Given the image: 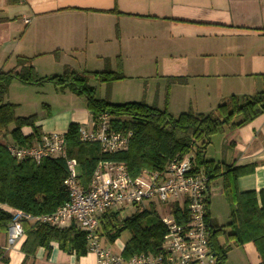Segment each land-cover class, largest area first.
<instances>
[{
	"label": "crops",
	"instance_id": "obj_1",
	"mask_svg": "<svg viewBox=\"0 0 264 264\" xmlns=\"http://www.w3.org/2000/svg\"><path fill=\"white\" fill-rule=\"evenodd\" d=\"M18 57L31 59L41 77L53 76L54 67L59 68L57 72L69 66L77 72L97 73L120 68L126 79L110 86L102 84L107 94L98 99L114 104L145 102L160 110L167 106L175 117L187 111L176 113L174 108L209 114L230 96H252L243 93L251 85L244 79H255L252 85L262 80L259 92L264 91V0H0V70H15ZM168 77H186L187 84L168 88ZM133 78L138 81L136 88L123 91V98L132 101L117 103L118 87ZM210 78L236 80L230 84L217 80L211 86L206 84ZM28 87L45 89L13 81L5 102L17 106V117H39L36 126L41 140L54 132L66 133L71 124L91 123L85 99L71 88L58 94L60 105L48 104L55 111L44 117L34 98L39 90L31 97L16 94L27 93ZM61 102L71 109L60 110ZM27 104L36 111L23 113ZM219 133L223 136L217 144L213 137ZM219 133L211 138L204 157L237 167L255 164L253 174L238 179V190H263L264 115L239 129L225 126ZM22 134L32 136L33 129L24 127ZM8 139L11 143L7 144L15 145L10 136ZM213 183L219 188L210 190L211 223L227 226L233 206L221 192L222 180ZM217 196L226 197L223 214L216 206ZM25 240L26 234L9 246L7 234H0V251L8 264H96L93 253L77 258L56 243L50 251L39 248L26 259L21 251ZM113 244L121 252L125 247L119 239ZM227 264H261V258L250 242L233 246Z\"/></svg>",
	"mask_w": 264,
	"mask_h": 264
},
{
	"label": "trees",
	"instance_id": "obj_2",
	"mask_svg": "<svg viewBox=\"0 0 264 264\" xmlns=\"http://www.w3.org/2000/svg\"><path fill=\"white\" fill-rule=\"evenodd\" d=\"M19 1L13 0V3ZM92 79L110 86L126 77L120 68L115 72L106 69L97 73L77 72L68 67L62 75L41 77L31 59L21 57L17 58L15 70H0V234H7L12 223L11 209L40 216L55 212L69 200L65 184L68 178L67 160L77 161L78 177L83 186H88L99 163L103 161L125 162L130 175L137 177L142 170L161 172L171 159L194 153L197 169L203 170L208 180L210 246L216 255L217 264H227V255L233 246L250 242L255 245L261 264H264V189L241 193L237 186L238 179L253 174L256 165L237 167L204 157L211 138L222 132L225 126L239 129L264 115V91L252 96H230L209 114H198L189 109L175 117L168 112L167 106L160 110L145 102L114 104L109 99H98L96 88L90 85ZM13 81L30 86L51 83L61 92L71 88L77 96L85 99L92 120L107 112L115 119V129L132 132L128 150L104 154L99 144L82 142L80 125L71 124L65 133V156L43 159L40 163L32 160L18 162L10 155L4 141L10 136L19 147L33 146L41 140V132L36 126V115L17 117V106L5 102ZM173 84L185 85L187 78L168 77L167 87ZM24 127H31L33 135L23 136ZM220 179L221 192L230 200L233 208L230 223L217 227L212 225L210 219V190L214 189L210 185ZM153 214H157L153 204L136 208V212L126 219L121 218L119 213H108L100 220V234L113 244L123 231H129L131 238L121 253L125 259L142 253H156L167 229L161 219L153 217ZM179 214L181 211L175 208L177 220ZM24 228L26 240L21 251L26 259L33 257L39 248L50 251L52 243L77 258L88 253L86 235L74 227L58 229L45 224L25 223ZM0 261L8 264L1 251Z\"/></svg>",
	"mask_w": 264,
	"mask_h": 264
},
{
	"label": "built area",
	"instance_id": "obj_3",
	"mask_svg": "<svg viewBox=\"0 0 264 264\" xmlns=\"http://www.w3.org/2000/svg\"><path fill=\"white\" fill-rule=\"evenodd\" d=\"M114 120L105 112L89 125H80V140L99 144L102 153L108 155L127 151L133 134L115 129ZM7 150L18 162L40 163L43 159L62 157L66 155L65 133L48 134L40 143L28 147L7 144ZM67 168L65 184L69 200L55 212L40 216L11 209L9 246L24 237L25 223L45 224L58 229L74 227L83 232L88 252L96 256V264H217L210 246L208 180L204 171L197 169L194 153L171 159L161 172L142 170L137 177L130 175L125 162L103 161L88 186H83L78 177L76 160H67ZM159 203L168 205L170 214L160 218L167 233L156 253L125 259L107 247L99 231L105 215L114 212L123 218L129 207L144 208ZM175 208L181 211L179 220L175 218Z\"/></svg>",
	"mask_w": 264,
	"mask_h": 264
},
{
	"label": "rangeland",
	"instance_id": "obj_4",
	"mask_svg": "<svg viewBox=\"0 0 264 264\" xmlns=\"http://www.w3.org/2000/svg\"><path fill=\"white\" fill-rule=\"evenodd\" d=\"M70 68L69 66H64V69H63V72L65 70V68ZM59 70V68H56L54 67V69L52 71H54L53 75L55 74H59L61 73V75L63 74V72H57ZM43 77H46V76H43ZM47 77H50V76H47ZM147 80L150 81V84L152 85L153 82L150 78H147ZM208 81H206V84H209L211 86H214L215 83L219 82L217 80H221V82L225 83V84H230L231 82H235L236 79H214V78H210V79H207ZM244 80H247L248 82H250L251 85H247V88L246 90H243L244 92L243 93H246V94H250V95H253L261 90H263V88H260V84L263 83L262 80H259L255 83V85H252L253 80L255 79H244ZM138 81L133 78V79H128V81H126L125 83H123L124 85H121L123 87H118V92L120 93V95L118 96V100H117V103H125L127 101H132V100H129L128 98H123L124 95H123V91L125 88H131L132 90H134V88H136V85H137ZM90 84H93L94 86L97 87V97L98 98H105L106 96V90H105V87L104 85L98 83L97 81L95 80H91V83ZM258 84V85H257ZM45 86V89H42L41 87H39L40 89H38L37 87H28L27 90L28 92L27 93H22L20 91H16V94L17 95H22V96H27V97H31L34 95V92L35 90H39V94H36V96L34 95V98L35 100L38 102V107H39V112L43 111V116H48L50 117L51 115H53V111H50V107L48 104H52L54 103L55 105H60V102L59 101H56L58 100V94L61 93L60 90L56 89V87L51 84V83H46V84H43V88ZM125 86V87H124ZM58 93H57V92ZM241 93V92H240ZM242 93V94H243ZM83 99V98H82ZM81 99V100H82ZM63 102H61V108L60 110H66V109H71V106L69 104H66L65 106L62 105ZM59 107V106H58ZM189 107V106H188ZM36 108L32 107L31 104H27L24 106V108L22 109V112L23 113H34V111ZM38 109V108H37ZM176 113H181V111H188L189 108H185L186 110H176L177 108H174ZM178 111V112H177ZM180 111V112H179ZM207 111V110H206ZM204 113H207V112H204ZM178 115V114H177ZM39 117L37 116V119ZM223 136L222 133H219L218 135H216L215 137H213L214 139L213 140H217V144L219 143V139ZM0 141H2V139L0 138ZM5 143H11V140L10 139H7L4 141ZM214 150V149H213ZM201 173V171H200ZM202 174V173H201ZM212 188L215 189V187L217 185H215V183H213L212 185ZM224 198L226 197H220V196H217L215 198V203H216V206L218 209H220V213L223 214V209H224ZM155 208H156V213L157 214H153V217L155 218H164V217H167L169 216L170 214V209L168 208V205H164V204H157L155 205ZM136 212V208L134 207H129L126 211H125V216L124 218H129L131 217L134 213ZM226 218H224V221H225ZM226 222V221H225ZM131 238V234L129 231H123L120 238H119V242L121 244H126L129 239ZM108 247L114 252V253H122L114 244L112 243H108Z\"/></svg>",
	"mask_w": 264,
	"mask_h": 264
}]
</instances>
